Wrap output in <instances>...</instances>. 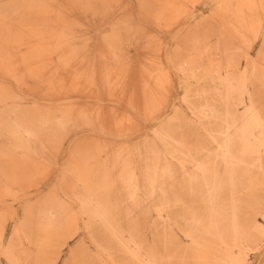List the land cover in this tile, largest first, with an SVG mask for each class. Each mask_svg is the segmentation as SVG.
<instances>
[{
    "label": "bare ground",
    "instance_id": "obj_1",
    "mask_svg": "<svg viewBox=\"0 0 264 264\" xmlns=\"http://www.w3.org/2000/svg\"><path fill=\"white\" fill-rule=\"evenodd\" d=\"M203 1L0 0V264L263 252L264 0Z\"/></svg>",
    "mask_w": 264,
    "mask_h": 264
},
{
    "label": "rangeland",
    "instance_id": "obj_2",
    "mask_svg": "<svg viewBox=\"0 0 264 264\" xmlns=\"http://www.w3.org/2000/svg\"><path fill=\"white\" fill-rule=\"evenodd\" d=\"M212 10H213V6H211L208 3L207 0H204L202 3L197 4L196 7H195V11H196V13H197V15L199 17L198 21H200L203 18L208 17L211 14ZM176 37H177V34L176 35H172V34L166 35L167 43H169L170 45L174 44ZM260 47H261V41H259V42H257L255 44V46L253 48L254 49L253 50V55L257 54V52L260 49ZM129 53H130L129 55L131 57H136L137 56V53H136L135 49H133V48L130 49ZM171 79L173 81L172 82L173 90H172V94H171V96H170V98L168 100V102L170 104L168 103L167 106L164 109L161 110L162 113H163V111H166L167 108L171 109V108L175 107L176 105H179L180 104V99H181V97H182V95L184 93V85H183L181 79L179 78V76L176 75L175 73H173ZM109 104H111L110 101H108L106 99H101V98H99L95 102V105H97V106L109 105ZM120 105H121L120 107H122V108H128L127 105H124V104H120ZM157 121L158 120H156V119L148 121V122L144 121V125L145 124L149 125V126L151 124L154 125V124L158 123ZM78 136H79L80 139H87L88 137H94L96 135H95V132H92L90 129H87V130L81 132ZM64 160H65L64 157L61 158V163L64 162ZM56 175H57V173L54 174V177ZM51 186H52V181H48L47 180L46 183L44 184V190L47 191ZM34 197H36V196H34ZM22 206H23V202L22 201L20 203L16 204V208H17L18 213H19L20 216H22V212H23L22 211L23 210ZM16 224H17V222H15L14 220L11 222L10 227H9V231H8V236H10L11 231H12L14 225H16ZM9 239H10V237H9ZM67 251L68 250H66V252L64 254V258L68 257V252ZM251 258H252V264H262V262L264 261V250H263V252L261 254L252 255ZM3 264H8V263L5 260H3ZM60 264H62V262Z\"/></svg>",
    "mask_w": 264,
    "mask_h": 264
}]
</instances>
